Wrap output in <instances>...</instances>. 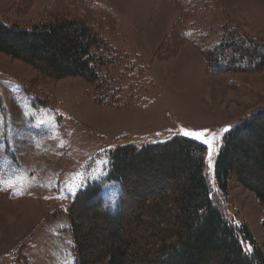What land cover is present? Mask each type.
I'll use <instances>...</instances> for the list:
<instances>
[{"label": "rangeland", "instance_id": "rangeland-1", "mask_svg": "<svg viewBox=\"0 0 264 264\" xmlns=\"http://www.w3.org/2000/svg\"><path fill=\"white\" fill-rule=\"evenodd\" d=\"M185 1L190 5L175 31L181 14L170 0H0V20L23 28L57 12L74 14L80 5L108 9L104 36L127 57L107 70L122 85L135 71L124 64L136 57L147 79L132 89L143 97L137 105H97L82 78L53 80L0 53V264H77L66 212L75 193L97 181L104 203L115 209L120 186L105 179L114 147L174 136L205 146L206 173L226 218L248 226L247 253L262 247L264 205L231 177L221 192L213 165L224 130L264 108V71L213 74L202 49L221 41L228 20L264 43V0H204V8ZM184 130H208L211 159L209 144Z\"/></svg>", "mask_w": 264, "mask_h": 264}, {"label": "trees", "instance_id": "trees-1", "mask_svg": "<svg viewBox=\"0 0 264 264\" xmlns=\"http://www.w3.org/2000/svg\"><path fill=\"white\" fill-rule=\"evenodd\" d=\"M170 1L180 10L178 31L190 2ZM110 20L108 9L87 4L24 28L0 20V53L53 80L82 78L97 105L132 107L143 100L132 91L135 82L147 79L133 57L124 65L135 71L126 83L115 84L107 65L127 56L104 36L103 25ZM228 21L221 41L202 49L206 68L213 74L264 71V43L240 34ZM205 151L203 144L182 136L116 145L105 178L120 186L115 209L104 203L97 181L78 190L67 207L77 264H264V242L247 253L245 242H253L248 226L226 218L216 200ZM216 153L213 178L221 192L231 177L264 205V108L239 119Z\"/></svg>", "mask_w": 264, "mask_h": 264}, {"label": "snow or ice", "instance_id": "snow-or-ice-1", "mask_svg": "<svg viewBox=\"0 0 264 264\" xmlns=\"http://www.w3.org/2000/svg\"><path fill=\"white\" fill-rule=\"evenodd\" d=\"M230 128H226L224 131H229ZM208 130H202L200 132H194V131H189V130H184L181 134L185 135V136H191V137H194L195 139L197 140H200L203 138V142L206 143V144H209V158L211 159V156H212V151H211V148H212V144L209 143L208 139L206 138V132ZM215 141L213 140L212 143H214ZM105 164H107L108 162L105 161L104 162ZM78 190V188H77Z\"/></svg>", "mask_w": 264, "mask_h": 264}]
</instances>
